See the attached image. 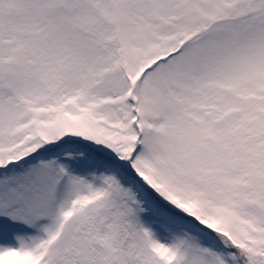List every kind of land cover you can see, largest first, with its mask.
<instances>
[{"label": "snow or ice", "instance_id": "snow-or-ice-1", "mask_svg": "<svg viewBox=\"0 0 264 264\" xmlns=\"http://www.w3.org/2000/svg\"><path fill=\"white\" fill-rule=\"evenodd\" d=\"M0 264H264V0H0Z\"/></svg>", "mask_w": 264, "mask_h": 264}]
</instances>
